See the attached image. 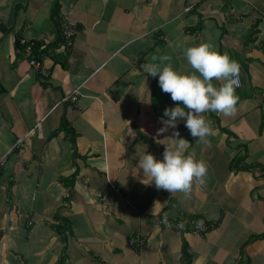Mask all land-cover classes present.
Wrapping results in <instances>:
<instances>
[{
    "label": "crops",
    "instance_id": "obj_1",
    "mask_svg": "<svg viewBox=\"0 0 264 264\" xmlns=\"http://www.w3.org/2000/svg\"><path fill=\"white\" fill-rule=\"evenodd\" d=\"M64 20L77 29L69 50ZM202 41L239 62V100L234 113H202L214 129L207 142L179 120L187 152L208 171L171 193L142 182L139 159L174 143L173 129L158 130L181 102L147 66L168 54L194 71L183 47ZM19 42L38 43L37 54L18 52ZM74 89L77 102L64 101ZM197 215L215 225L176 227ZM134 234L146 238L142 250ZM197 258L264 264V0H0V264Z\"/></svg>",
    "mask_w": 264,
    "mask_h": 264
},
{
    "label": "clouds",
    "instance_id": "obj_2",
    "mask_svg": "<svg viewBox=\"0 0 264 264\" xmlns=\"http://www.w3.org/2000/svg\"><path fill=\"white\" fill-rule=\"evenodd\" d=\"M183 55L194 71H178L170 63L168 54L153 55L147 66V72L152 76L158 74L162 90L170 93L173 101L181 102L165 108L161 117L163 127L158 130L165 133L169 128L173 129L174 143L166 144L162 158L145 151L139 159V167L144 171L142 182H154L158 189L171 193L191 191L194 180L203 184L208 171L204 160L187 152L189 140L180 135L176 127L179 120H184L193 137L207 142L214 129L202 113L209 110L234 113L239 100L236 88L240 86V65L237 60L227 52L221 53L210 41L185 45ZM213 78L221 81L219 86ZM101 166L106 167V163ZM201 259L197 258L196 264H200Z\"/></svg>",
    "mask_w": 264,
    "mask_h": 264
},
{
    "label": "built area",
    "instance_id": "obj_3",
    "mask_svg": "<svg viewBox=\"0 0 264 264\" xmlns=\"http://www.w3.org/2000/svg\"><path fill=\"white\" fill-rule=\"evenodd\" d=\"M189 8L190 7H188L187 9ZM62 25H63V30H64V46L66 47L67 50H69L74 45V40H75V36L77 33V29L67 20H64L62 22ZM18 52H21L25 54L26 56H31L33 53V47L31 45H27L25 48H18ZM31 64L34 67L39 68L46 77L50 75V71L47 70L39 60L32 58ZM239 81H240V86H241L242 82H241L240 77H239ZM79 93L80 92L78 89H74L71 94L67 95L64 98V101L71 100L73 102H77ZM214 225L215 223L208 222L203 216H200V215L189 217L183 221H179L176 223V227L182 231L191 230L192 232H196L200 234L206 233ZM129 243L133 249L142 250L145 247L146 238L143 235L134 234L130 236Z\"/></svg>",
    "mask_w": 264,
    "mask_h": 264
},
{
    "label": "trees",
    "instance_id": "obj_4",
    "mask_svg": "<svg viewBox=\"0 0 264 264\" xmlns=\"http://www.w3.org/2000/svg\"><path fill=\"white\" fill-rule=\"evenodd\" d=\"M18 46H20V48H24L23 47V45L21 44V42H19L18 43ZM38 47H39V44L38 43H36L34 46H33V52H35L36 54H37V52H38ZM63 124H65V120L63 121ZM62 127H63V125H62ZM239 160H240V156L238 157V158H236V162H239Z\"/></svg>",
    "mask_w": 264,
    "mask_h": 264
}]
</instances>
